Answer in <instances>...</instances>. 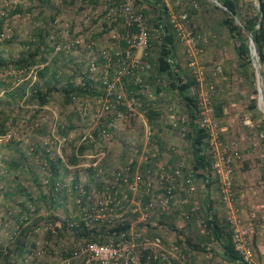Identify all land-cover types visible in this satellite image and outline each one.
<instances>
[{
	"label": "rangeland",
	"instance_id": "obj_1",
	"mask_svg": "<svg viewBox=\"0 0 264 264\" xmlns=\"http://www.w3.org/2000/svg\"><path fill=\"white\" fill-rule=\"evenodd\" d=\"M119 1L0 0L3 24L0 55L13 62L21 52H32L38 30L46 50L41 53L42 57L37 55V63L27 69L19 71L13 66L12 69H0V80H6L7 91L20 84L27 83L30 87L35 82H44L52 70L56 72L55 81L50 84L54 89L46 104L40 107L32 99L30 90H26L22 97L11 99L7 109L12 124L6 134L0 136V247L6 248L22 228L29 226L27 239L32 246L26 255L16 257L15 264H67L66 258L69 264H102L96 259L89 260L90 256L82 252L85 240L97 239L100 233L98 241H116L119 232L109 231L124 225L122 230L133 238L136 232L146 236L159 233L168 243L177 239L176 228L194 240L206 238L216 264H239L222 259L210 235H195V227L184 224L177 215L155 213L149 223L143 225L134 223L136 218L133 216L124 214L121 217V211L117 209H105L107 192L112 187H119L114 180L116 172H122L128 166L130 172L142 173L147 169L139 161L140 151L146 143L145 125L151 127L157 141L163 142L168 134L178 138L176 130L168 128L167 122L177 114L187 112L178 92L170 87L171 80L165 73L156 71L161 45L152 37L148 52L154 68L145 72L142 86L126 83L125 79L118 84L127 98L131 93L144 92L137 95L135 116L125 114L116 119L107 137L94 131L100 120L104 92L101 81L104 77L116 76V54L125 49L123 42L112 37L123 31L121 20L117 19L115 29L111 30L106 15L111 9L117 16ZM159 1L167 7V14L188 12L192 30L206 33L204 53L199 58L205 66L202 86H215L212 105L219 121L221 139L239 152L234 164L233 205L241 225L251 228L247 237L254 263L264 264V138L259 135L264 129L261 125L264 114L259 107L263 98L258 101L257 76L250 54L245 60L238 56L237 40L223 24L226 10L212 0ZM237 1L245 11L250 4L259 8V0ZM134 2L143 13L147 28H154L156 14L153 9ZM172 45V64H178L177 70L184 80L191 79L184 46L174 37ZM254 60L259 67L256 54ZM44 66L48 70L41 78L37 72ZM216 66L220 67L218 72ZM85 79L90 81V88L79 93L78 89L85 86ZM69 83L72 85L68 86ZM66 86L73 89L69 96L64 91ZM197 89L193 81L185 92L196 98ZM3 92L0 89L2 98ZM262 92L264 96V76ZM253 100L256 107L252 110L249 105ZM217 103L223 110L220 116L215 114L214 104ZM148 112H153V116L150 117ZM245 121L249 125H245ZM177 153L186 163L192 164L190 147L178 144ZM170 155L169 150H164L160 160L153 162L154 168L166 161L171 163ZM53 178L58 182L54 196L50 194ZM84 192L90 200L83 198ZM137 197L131 194V201L136 202ZM187 197L192 199L190 204H207L212 216L224 220V205L216 185L207 193L199 187L194 198ZM198 214L203 218L205 212ZM80 220H85L87 232L90 230L89 239L76 236L80 229L75 228L74 223ZM55 222L60 224L59 227H55ZM96 230L98 235L95 236ZM134 243L131 252L125 253L115 264H128L131 257L144 264L143 253L147 249L139 252L135 239ZM74 249L79 255L70 258L69 252ZM193 258L198 263L205 260V250H196Z\"/></svg>",
	"mask_w": 264,
	"mask_h": 264
},
{
	"label": "built area",
	"instance_id": "obj_2",
	"mask_svg": "<svg viewBox=\"0 0 264 264\" xmlns=\"http://www.w3.org/2000/svg\"><path fill=\"white\" fill-rule=\"evenodd\" d=\"M164 1L167 3L170 0ZM117 9V16H115V12L110 11L111 9L107 12L108 27L111 30L115 29L116 20H121L123 31L112 34V37H115L119 42H123L125 49L116 54L118 67L116 76L114 78L104 77L101 81L104 88L98 118L101 121L99 120L95 128L98 127L99 123L102 124L101 130L98 128L102 137L109 135L116 119L122 118L125 114L135 116L137 95H142L144 92L131 93L127 98L125 93L119 90L118 84L125 79L126 83L142 86V77H144L145 72H149L154 68L148 52L151 38H155L162 45L164 35L167 34L161 24L152 29L147 28L144 15L137 9L134 0H120ZM166 20L173 37L184 46L187 65L191 71V79L198 87L196 94L197 116L194 124L205 132V152L209 158L208 173L200 175L198 179V171L187 164L183 158H179L174 165L165 162L154 168L153 162L160 160L164 150L161 149V145L154 138L151 127L145 125L144 139L146 143L140 151L139 161L147 169L142 173L130 172V166H128L122 172H116L114 180L119 184V187H112L107 192L104 202L105 209L108 207H110V210L117 209L121 211V214H119L121 217L124 214L133 216L136 218L134 223L143 225L148 224L155 213H172L180 217L184 224L194 226L195 235H210L213 239L207 225V221L212 217V214L205 210V215L201 218L198 214L199 211L203 212L200 204H190L187 209H182L178 201V195L181 193L194 198L199 187L207 193V184L212 182L211 187L213 185L217 186L220 201L224 205L223 222L228 226L235 250L246 264H255L249 237H247L251 228L241 225L233 205L234 164L239 157V152L234 148L235 146L228 145L221 139L219 121L214 115L212 105V98L216 92L215 86L212 84L202 86L205 79V66L199 58L204 53L206 33L192 30L186 11L177 15L168 13ZM55 48L60 49V46ZM168 61L172 63V54H169ZM219 69L220 67L216 66L215 71L218 72ZM259 107L264 114V106L259 104ZM169 109L172 110V107H169ZM167 124L168 128L176 130L181 140L191 130L187 112L177 114L174 118L169 119ZM244 124L249 125L246 121ZM259 135L264 138V129L259 132ZM177 145L176 143H169L167 150H177ZM135 151L137 152V150ZM131 194L138 196L137 201L134 203L131 201ZM89 197L87 196L86 199L90 200ZM54 225L59 227L60 224L55 222ZM78 225V222L74 223L75 228ZM85 226H87L86 222ZM50 229L53 230V228ZM99 229L103 228L100 227ZM96 235H98L97 230ZM100 236L99 233L97 239ZM118 238V240L110 243H102L97 239L85 240L82 252L90 256L89 260L96 259L102 264H115L124 258L125 253L131 252V249L135 247V239L139 252L141 249H147L143 253L144 264H216L213 261V251L209 246H206L205 249V260L198 263L193 258L196 250H191L184 242H179L178 239L165 243L159 233L146 236L141 232H136L135 238H133L126 230L120 229ZM69 253L70 258L79 255L77 249ZM139 254L136 255L139 256ZM65 262L69 264L70 261L66 258ZM127 263L140 264L133 257Z\"/></svg>",
	"mask_w": 264,
	"mask_h": 264
},
{
	"label": "trees",
	"instance_id": "obj_3",
	"mask_svg": "<svg viewBox=\"0 0 264 264\" xmlns=\"http://www.w3.org/2000/svg\"><path fill=\"white\" fill-rule=\"evenodd\" d=\"M43 2V0H40ZM138 4H147L150 6L153 11L155 12L154 18V26H159L160 24L165 29L167 34L164 35V41L159 48V56H158V63L156 66V71L158 73H165L167 77L171 80L169 85L172 89H175L181 99L184 102L185 109L187 111V116L189 118V125H190V133L188 134L189 138L191 139V148H192V165L195 170L198 171V174H206L207 167L209 164V158L206 155V142H205V132L203 129H199L195 124L194 121L197 116V103L196 98L189 96L186 94V90L193 84V80H184L180 76V72L178 69V64H172L168 61V56L174 51L172 40L173 34L170 31V27L166 20L167 14V7L163 3H159V0H135ZM221 2L223 6L227 8L226 10V17L223 19V24L227 28L230 35L237 40L236 44V52L241 59H247L249 54L248 48V38L247 35L251 34L252 40L255 44V48L257 50L256 58L261 68V74L264 76V0H259V8L255 9L251 4L247 7L246 11L244 8L242 9L241 4L237 0H218ZM231 13L235 15L232 16ZM54 16H52L53 18ZM239 21H237V20ZM2 22L0 21V31L2 30ZM47 28L50 27L46 26ZM39 33L37 38L34 40L35 48L32 52H21L18 56L16 61L11 62V60L5 59L3 56L0 55V69H12V66L16 70H24L27 69L28 66L37 63L36 56L43 54L44 51V44H43V37L41 31L38 30ZM43 47V48H42ZM42 54L40 57H42ZM248 64V61L245 65ZM48 70V67H43L39 69L38 75L41 78H44L45 72ZM56 72L55 70L49 73V77L46 78L44 82H35L34 85L28 86V84H20L16 87H13L10 91H7L8 86L6 80H0V89L3 92V98L0 96V136L5 135L12 121L9 119L8 114V107H10V100L15 99L16 97H22L26 90H30V95L34 101L38 103L40 107L48 102L49 94L52 91L50 84L52 81H55ZM151 78V77H150ZM90 81L85 79V86H81L78 89L79 93H84L86 90L90 88ZM72 84L69 83L68 86ZM65 87L64 91L66 96L71 94L70 91L73 89ZM215 106V114L220 116L222 114V106L221 104L217 103L214 104ZM255 100L249 105L250 109H255ZM123 109V108H121ZM148 115L151 117L153 116V112H148ZM262 122V127L264 126V120ZM103 127L102 124H98V127L95 128V132H97L98 128ZM101 130V128H100ZM100 132V131H98ZM83 149V146H81ZM14 163V162H13ZM53 168H55L54 164H51ZM58 182L53 178L52 181V188L50 194L54 196L55 192L57 191L56 185ZM212 182L207 184V187L210 188ZM86 193H84L83 198H86ZM208 229L210 230L214 242L218 249L220 250L219 254L222 259L227 262L239 263V264H246L240 254L235 250L234 244L232 242L231 233L228 229V226L224 224L223 220L220 221L216 217L212 216L207 221ZM126 226H117L114 229L112 228L109 232L112 231L119 232L120 229ZM29 226L22 228L18 234L15 232L14 241H12L6 248L0 247V264H15L16 257H20L23 254L26 255L29 252V247L32 246L28 244V229ZM80 229L79 233H76V236H89L85 226V220H80L79 225L77 227ZM92 231H94L92 229ZM175 232L177 234V239L179 242H184L191 250H205L207 246L206 238H200L199 241L194 240L193 238L188 237L187 235H183L179 229L175 228ZM90 237V236H89ZM88 237V239H89ZM208 239V238H207ZM4 249V250H2Z\"/></svg>",
	"mask_w": 264,
	"mask_h": 264
},
{
	"label": "crops",
	"instance_id": "obj_4",
	"mask_svg": "<svg viewBox=\"0 0 264 264\" xmlns=\"http://www.w3.org/2000/svg\"><path fill=\"white\" fill-rule=\"evenodd\" d=\"M188 13V12H187ZM188 16H189V13H188ZM155 93V92H154ZM168 136V138L166 139V138H164L165 140L162 142V141H158V144H160L161 145V149L162 150H167V144L168 143H176V141H177V143L179 144V146H181V144L183 145L184 144V146H188V147H190L191 146V139L189 138V136L187 135L184 139L182 138V140H181V138L180 137H176V138H174V137H172L171 135H167ZM177 148H178V145H177ZM191 148V147H190ZM169 152H170V161H171V163H169V162H167L166 161V163L167 164H170V165H174V164H176L177 162H178V160H179V158H182V156H179L178 155V153H177V150H169ZM178 152H180V150L178 149ZM191 153H192V148H191ZM176 158H178V159H176ZM173 161H174V163H173ZM187 164H189L188 162H187ZM189 165H191V166H193L192 164H189ZM202 175V174H201ZM197 176H198V179H199V176H200V174H197ZM208 188V187H207ZM209 189V188H208ZM202 191L205 193V190L204 189H202ZM196 195V194H195ZM185 198H187V201H186V199ZM178 201L180 202V206H181V208L182 209H187L189 206H190V203H191V201H192V199L191 198H188L185 194H183V193H181V194H179L178 195ZM186 202V203H185ZM204 204L202 203L201 204V207L203 208V212L205 211V210H207L208 211V209L210 208V206H208L207 204H206V206L204 205Z\"/></svg>",
	"mask_w": 264,
	"mask_h": 264
},
{
	"label": "water",
	"instance_id": "obj_5",
	"mask_svg": "<svg viewBox=\"0 0 264 264\" xmlns=\"http://www.w3.org/2000/svg\"><path fill=\"white\" fill-rule=\"evenodd\" d=\"M212 1L217 6H220V7L224 8L225 10H227V8L225 6H223L222 4H220L217 0H212ZM231 15L235 17V15L233 13H231ZM248 43H249L248 44L249 52H250V49H252L253 52L256 54L257 53V50L255 48V44H254V42L252 40L251 34H248ZM250 57H251V63L253 65V67L255 68V72H256V76H257V91H258V94H260L261 96H263V92H262V74H261V71H260L259 67L257 66V63L254 60L253 56L250 55Z\"/></svg>",
	"mask_w": 264,
	"mask_h": 264
},
{
	"label": "bare ground",
	"instance_id": "obj_6",
	"mask_svg": "<svg viewBox=\"0 0 264 264\" xmlns=\"http://www.w3.org/2000/svg\"><path fill=\"white\" fill-rule=\"evenodd\" d=\"M249 54H250L251 56H253V58H254L255 53L253 52L252 49H250ZM261 98H263V100H262V103H261L260 105L264 106V96H261L260 94H258V101H259V102H260V99H261Z\"/></svg>",
	"mask_w": 264,
	"mask_h": 264
}]
</instances>
